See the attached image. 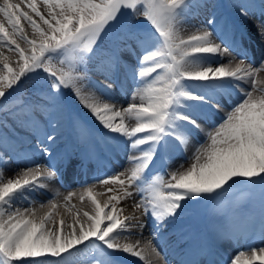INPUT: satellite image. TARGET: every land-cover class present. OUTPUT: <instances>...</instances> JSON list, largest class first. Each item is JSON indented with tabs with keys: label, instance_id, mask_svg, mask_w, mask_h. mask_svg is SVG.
<instances>
[{
	"label": "snow or ice",
	"instance_id": "1",
	"mask_svg": "<svg viewBox=\"0 0 264 264\" xmlns=\"http://www.w3.org/2000/svg\"><path fill=\"white\" fill-rule=\"evenodd\" d=\"M39 3L43 12L38 0H0V48L16 56L13 67L0 52V264H118L119 253L143 264H168L157 241L188 202L212 207L223 224L218 240L264 242V77L259 75L264 50L260 66H253L243 48L245 33L238 40L215 14L182 35L181 24L189 22L193 10L207 8L193 0ZM231 6L245 19L257 8L264 17V0L258 5L233 0ZM141 17L147 27L133 23ZM258 33L264 44V25ZM235 47L243 50L233 55ZM224 56L230 57L227 63L213 66L214 58ZM129 84L130 102L117 106L113 88ZM66 93L105 135L116 134L112 139L123 144L131 167L99 181L114 186L105 193H95V185L84 188L80 200L87 198L90 212L69 206L74 193L63 204L49 199L23 207L59 168L35 164L5 179L3 166L16 157L34 161L37 153L51 159L56 129L66 118L85 140L92 135L79 117L71 116ZM233 95L238 99L225 108L221 101ZM219 111L224 113L219 122L203 127L201 122ZM197 133L204 142L193 148L186 169L172 170L167 179L154 169L157 158L186 152ZM74 161L75 154L65 153L58 163L67 169L78 166ZM105 194L103 201L97 198ZM133 195L140 196L135 207L152 221L151 238L143 247L130 236L146 224L118 207ZM175 245L178 264H213L209 247L193 246L183 236ZM226 264H264V246L249 244L248 251H239Z\"/></svg>",
	"mask_w": 264,
	"mask_h": 264
},
{
	"label": "bare ground",
	"instance_id": "2",
	"mask_svg": "<svg viewBox=\"0 0 264 264\" xmlns=\"http://www.w3.org/2000/svg\"><path fill=\"white\" fill-rule=\"evenodd\" d=\"M225 1L229 5L230 9L232 10V13L236 14L240 19H243V21L245 22V26L253 30L252 31L253 35H255V38H259L258 43L261 45V48L264 50V44H262L261 37L258 33V27L261 25H264V22L258 25L250 21V19L253 18L252 16H250V18L248 19L240 17L237 13V10L231 6L232 4L231 1L229 3L227 2V0ZM13 2L21 3V0H13ZM38 4H39L41 11L43 12L44 11L43 4L39 3V0H38ZM21 7L24 8V5L21 4ZM24 10H27V9L24 8ZM194 21H195V24H192L191 22H188L187 24H181L182 35L186 37L192 34V32L195 30L196 24L200 25L201 23H203L199 19H194ZM25 30L28 36L31 38L32 37L31 29L26 24H25ZM216 42L219 43L218 40ZM21 46L23 47L24 45L21 44ZM254 47L255 46L253 45L251 46V48L254 49V52H256L255 51L256 49ZM0 52H4V54L8 55L10 60L12 61V66L13 67L16 66V63H15L16 56L14 54L8 53L3 48H0ZM232 54L234 55V53ZM260 54H261V51L257 53V59H254L253 66L255 67L260 66ZM124 58L129 60V57L127 55H125ZM229 58L230 57L228 56L216 57L214 58L213 66H216L217 63H227ZM259 75L261 77H264V72H261ZM94 76L97 77L100 81H102V77L98 75H94ZM131 90H132V87L130 84L127 85L124 89H121L119 87L115 89L113 88L112 95L114 96L117 106H126L130 102L129 96L131 94ZM115 93H121V96L118 97L116 96ZM71 99L73 98L71 97ZM237 99L238 97L236 95H233L230 98L226 97L224 99V102L226 104V105L224 104L225 108H228L230 106V103H235ZM81 107L76 108L75 106L74 107L69 106V110L72 111V115L74 117L78 116V114H81L82 117L87 118L89 120L88 127L89 125H91V128L93 129L92 135H91L93 139H95L97 137V134H100V133H102L105 139H111V137H116V134L105 135L106 130H103L101 126L98 124V122H96L94 118L90 116L87 110L83 109V107L81 109ZM223 114H224L223 111H219V112H216L214 115H212L208 121H202L201 123L203 127L211 128L212 122L215 121L218 123L220 120V117ZM130 123H134V121ZM64 124L65 122L61 121L59 127L56 129L58 131L57 132L58 134L56 136L55 144L54 145L51 144V149H52V145L54 147L56 144L61 143L62 137L64 135L62 131L66 129V125ZM75 129L79 130V128H75ZM82 138L83 137H80V136H75V137L71 136V140L73 141L74 144L71 143L70 148L74 149L76 148L77 145H81ZM96 141H101V139H95V142ZM102 141H104V139H102ZM86 142H88V140L83 142V144H86ZM203 142H204V136L200 133H197V135H195L192 138V141L189 144L186 152H180V151L174 152L172 159L166 158L164 160H160L159 162L155 163L154 169L163 173L165 175V179L168 178V174L172 170L182 171L186 169L191 163V160L188 158L191 157L193 148L198 143H203ZM97 145H98V149H100V153L102 151V153L101 154L99 153V154L102 156L104 155L105 159L111 160V163H108V165L105 166L104 160H102L100 156L99 157L97 156L95 160L99 163H98V166H95V161L92 160L91 156L89 155L87 157V160H88L87 170L88 171L85 172L86 175L88 176L84 175L80 177L81 175L79 174L81 173L78 172V175L76 176L70 175L66 179L64 178V176H62L59 182L58 181L56 182V180L59 178L57 179L55 178L54 180L50 182H46L47 187L45 189H39L36 192L31 193L29 202L24 203L23 207H30V206L38 207L41 202L47 203L49 199H55L57 203L63 204L64 197L68 196L69 193H74V195L71 197L69 201V206H74V210L81 209V210H86L90 212L92 210V206L90 202L87 200V198L85 197L83 201L80 200V196L83 194L84 188L95 185V188H94L95 193H105L107 188L114 187V186L111 184L102 185L99 183V181L107 177L114 176L117 173L123 172L125 169L131 167V164L128 161L129 153L125 150L123 144H117V142L112 141V142H108L106 146L102 144H97ZM87 146L89 150V148L91 147V144L89 143ZM74 151L75 150H73L71 153L75 154V160H77L80 156L79 155L80 152L77 151L76 153ZM43 156L44 155L37 153L34 157V161L32 159H24L23 157H16L13 160L9 161L8 164L3 166L5 179L14 178L17 170L23 169L26 167H34L35 164L44 165L46 163H51L55 165L53 160H50V162H48V160L45 159ZM74 163L79 164V161L74 162ZM181 165H183V167H180ZM74 167L76 168V170L78 169V166H74ZM71 169H73V166H70L67 169H63L62 171L59 170V173L64 174L66 176L70 172ZM54 191L59 192V195L54 196L53 194ZM97 198L100 201H103L104 199L107 198V194L99 195ZM139 200H140L139 195H133L132 197L122 201L121 204L118 205V207L123 209L124 215L135 216L138 218L140 222H143L146 224V227H144L143 229H140V228L133 229L131 236H130L131 242L140 240L141 247H143L144 244L147 243L149 239L151 238L152 221L149 217H146L143 215L142 209H138L135 207V205L139 202ZM46 210L47 209L45 208V209H42L41 211H46ZM59 212L61 214H64L65 213L64 208L63 207L59 208ZM65 219L70 220V217L65 214ZM130 223L135 224L137 223V220H132L130 221ZM187 225L188 224H186L184 217L180 215L177 218L176 223L174 225H170L169 228L165 230L166 236L164 237V239L157 241V243L159 244V250L162 253L163 257L166 258L168 264L170 263L171 260L172 261L176 260V262H178V259H179V257L177 256L175 241H177V239L181 236L187 238L188 240L192 235L191 231L190 232L187 231L189 230V227H187ZM214 226L220 229L214 230L213 227L209 226L206 230L208 237L204 238V237H201V235L199 234L196 236L195 239H192V242H194L195 240L198 246H201V245L207 246L212 250V255L209 257V259L213 261V264H226V262L229 261L230 258L233 257L235 254H237L239 251L241 250L248 251L249 244H251L253 247H256V248L264 246V242H261L258 238L254 243L252 241H248L246 243H239L237 245L233 244V240L231 241L218 240L217 234L223 230L222 221L221 220L218 221ZM188 242L190 243L191 241L189 240ZM193 246H195V244ZM180 247L184 248L186 247V245L181 244ZM118 256L121 257L120 259H122V261L124 262L123 264H143V262H141L138 258L132 257L127 254H123V253H119L116 256L118 264L121 263V261H119L118 259Z\"/></svg>",
	"mask_w": 264,
	"mask_h": 264
},
{
	"label": "rangeland",
	"instance_id": "3",
	"mask_svg": "<svg viewBox=\"0 0 264 264\" xmlns=\"http://www.w3.org/2000/svg\"><path fill=\"white\" fill-rule=\"evenodd\" d=\"M138 19L140 20V19H142V17H141V18H138ZM138 19H136V20H138ZM139 23H140V24H143V25H144V24H145V25L147 24V22H142V21H139ZM194 203H196V202H188L189 205H187V203H186L185 206H184V209H183L184 212H186L187 207H190V209H192ZM212 210H213V209H212ZM212 210H211V211H212ZM187 212H190V211H187ZM187 215H188V217H191V218H192L193 215H194V212H193L191 215H190L189 213H188ZM201 221H202V218L200 217L199 223H200Z\"/></svg>",
	"mask_w": 264,
	"mask_h": 264
}]
</instances>
